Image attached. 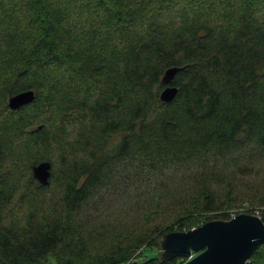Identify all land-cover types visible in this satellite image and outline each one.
<instances>
[{
  "label": "trees",
  "instance_id": "16d2710c",
  "mask_svg": "<svg viewBox=\"0 0 264 264\" xmlns=\"http://www.w3.org/2000/svg\"><path fill=\"white\" fill-rule=\"evenodd\" d=\"M181 2L0 0V264H181L143 251L245 203L264 222V0Z\"/></svg>",
  "mask_w": 264,
  "mask_h": 264
},
{
  "label": "water",
  "instance_id": "95a60500",
  "mask_svg": "<svg viewBox=\"0 0 264 264\" xmlns=\"http://www.w3.org/2000/svg\"><path fill=\"white\" fill-rule=\"evenodd\" d=\"M186 66H171L160 79L159 100L173 101L178 89L173 85L177 74ZM33 91L10 95L7 106L17 110L33 102ZM38 126L35 130H39ZM31 174L39 185L47 186L51 177V163L41 161L31 167ZM264 245V222L260 217L241 213L228 220H214L184 232H169L160 239L162 262L183 258L181 264H246L253 253Z\"/></svg>",
  "mask_w": 264,
  "mask_h": 264
},
{
  "label": "rangeland",
  "instance_id": "374dc122",
  "mask_svg": "<svg viewBox=\"0 0 264 264\" xmlns=\"http://www.w3.org/2000/svg\"><path fill=\"white\" fill-rule=\"evenodd\" d=\"M233 1L234 0H232V2ZM181 4H183V5H189L190 4V0H182ZM198 10L199 9H195L194 11H198ZM188 180H189V188H192V189L188 190V194L189 195L195 194L198 190H204L205 185L202 184V183H200L201 180H202V182H204L205 184H207V182L204 180L203 176L201 177V175L199 173H194V174L188 176ZM255 181L256 182L261 181L260 177H256L255 178ZM262 189H264V185H262V187H260L258 190H262ZM247 207H249V205L245 203L240 208L235 209L233 213H232V211L230 213L235 214L237 212V213H240L241 214V213H243V211H246L248 209ZM253 210H254V213L255 212H258L259 214L261 213V210H258V209H255V208H253ZM182 219L183 218L178 219V220L181 221ZM188 226H191V224L189 223V225H187V227ZM158 237L160 239L162 238V236H158ZM159 238H157L155 236L154 237V239H155V245L152 246L151 248H147V249H145L143 251V253H145V256H146V257H142L143 260L146 259V258H151L153 255H156V254H158L157 257L160 258V256H161V249H160V239Z\"/></svg>",
  "mask_w": 264,
  "mask_h": 264
},
{
  "label": "built area",
  "instance_id": "2783aa9c",
  "mask_svg": "<svg viewBox=\"0 0 264 264\" xmlns=\"http://www.w3.org/2000/svg\"><path fill=\"white\" fill-rule=\"evenodd\" d=\"M254 215L258 216L259 217V213L258 212H255ZM234 215H231V217H233Z\"/></svg>",
  "mask_w": 264,
  "mask_h": 264
},
{
  "label": "clouds",
  "instance_id": "9594fccd",
  "mask_svg": "<svg viewBox=\"0 0 264 264\" xmlns=\"http://www.w3.org/2000/svg\"><path fill=\"white\" fill-rule=\"evenodd\" d=\"M254 215V214H253Z\"/></svg>",
  "mask_w": 264,
  "mask_h": 264
}]
</instances>
